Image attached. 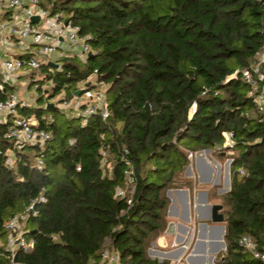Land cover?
Here are the masks:
<instances>
[{"label":"trees","instance_id":"1","mask_svg":"<svg viewBox=\"0 0 264 264\" xmlns=\"http://www.w3.org/2000/svg\"><path fill=\"white\" fill-rule=\"evenodd\" d=\"M44 4L50 15L60 13L58 18L78 26L90 50L84 60L70 54L57 60V68L40 66L43 80L51 84L44 91L54 96L65 90L71 98L95 73V80L106 85L108 116L102 120L93 114L82 125L77 114L61 112L64 116L51 115L46 122L44 111H56L55 103L52 108L48 103L18 107L19 115L34 113L38 128L52 132L43 144L20 147L0 123V264L97 263L105 244L119 252L117 264H169L149 257L147 249L166 227L167 189L192 186V180L181 177L188 152L205 149L220 159L228 151L231 159L229 189L220 198L225 251L216 264H264L238 242L247 235L264 253V108L259 110L249 96L252 86L241 73L252 70L257 53L264 51V0ZM259 68L264 73V62ZM256 86V92L264 88V77ZM4 89L0 99L13 87L6 83ZM224 131L233 134L231 147L222 148ZM8 148L16 155L11 169L4 165ZM124 149L136 177L130 205L128 191L115 196L116 189H130ZM39 155L43 166L37 170ZM41 194L46 202L37 201ZM32 201L37 214L22 228L32 247H17L12 254L5 249V221Z\"/></svg>","mask_w":264,"mask_h":264},{"label":"built area","instance_id":"2","mask_svg":"<svg viewBox=\"0 0 264 264\" xmlns=\"http://www.w3.org/2000/svg\"><path fill=\"white\" fill-rule=\"evenodd\" d=\"M0 11L2 18L0 19V42L3 47L17 46L20 54L29 52L28 58L16 56V54L8 53L6 49L1 54L0 59V91H4V85L14 81L18 73L29 74L34 71V80H38V70L42 65H49V62L57 63V60L65 55L75 54L81 60H84L90 52L86 39L88 36L78 34V26L71 25L69 22L64 23L63 19L52 17L49 11L41 4V0H0ZM32 16H38L36 22L42 21V27H38L36 22H31ZM44 20V22H43ZM13 39V40H12ZM12 40V41H11ZM33 46H37L33 49ZM19 54V53H18ZM39 56L40 61L35 57ZM258 62L252 70L244 69L241 71L243 78L251 84L248 94L252 97L259 110H263L264 88L260 92H256L257 80L264 77L263 71L259 65L264 62V51L257 53ZM236 70L230 77L235 76ZM93 78V79H92ZM86 82L94 84L95 88H89V85L79 96H74L73 106L78 109L77 115L81 117V124L87 123L89 116L99 113L102 120L108 116L107 102L104 92L106 85L101 81L95 80V73L90 75ZM65 106H68L67 100H63ZM29 106V103L21 98L14 89L6 94L4 99H0V123L6 124V137L14 140L16 147L23 144L34 145L43 144L52 138V132L38 128L39 119L34 114L19 115L18 107ZM195 111V103L188 110V117H191ZM45 119L46 117L43 116ZM52 117H47L46 122H51ZM223 144L222 148L231 147L233 143V134L229 131L222 132ZM74 139L69 140V143ZM219 150V149H218ZM128 150L124 149L122 160L127 166L124 174L126 183L130 189H116L115 196L123 197L127 191L130 196L127 198L128 205L132 202V196L135 192L136 177L132 162L125 156ZM197 152H188L187 157L191 161ZM199 153V152H198ZM104 155L105 152L103 151ZM15 151L8 148L4 151V165L7 168L15 167ZM231 161V159H230ZM43 166L42 157H36L34 167L40 170ZM79 168V167H78ZM38 202H46V197L41 194ZM37 214L35 202L32 201L23 212L14 215L5 221L4 228L7 232L5 249L12 254L17 247L28 251L33 244V240L26 241L22 237V229L25 220L30 216ZM239 244L247 248L254 257L264 261V253L259 252L251 238L243 235L238 240ZM120 256L117 250L111 249L107 244L99 251V260L97 263L90 261L89 264H117Z\"/></svg>","mask_w":264,"mask_h":264},{"label":"crops","instance_id":"3","mask_svg":"<svg viewBox=\"0 0 264 264\" xmlns=\"http://www.w3.org/2000/svg\"><path fill=\"white\" fill-rule=\"evenodd\" d=\"M2 14L3 13L0 11V19L3 17ZM3 47L0 42V59L1 54H3L1 53ZM15 47L17 46L6 47V49L10 52V50L12 51V48L14 49ZM20 76H22V74L18 73L15 80L10 81L9 85L12 86L13 89L14 83ZM209 151L210 149L199 151L191 160L192 162L190 161L192 165L191 169L194 173L192 188L172 187L167 189L169 193L166 191L170 201L166 213L167 222H176L180 227L176 231L177 240L175 244L169 246V248H167L168 246H158L156 244L157 238L152 241L154 246L157 245L160 248V251L152 248L149 251L156 255L158 254L160 256L159 258H166L169 261L171 259L175 261L184 260L183 264H208L209 256L213 255L215 258L214 254L221 249L218 248L217 244L218 240L220 241L218 238V228L212 222L208 223V218L206 216V205L213 204L218 199L217 192L213 191L210 193V188L218 187L219 189L221 184V169L219 163L212 156L211 151ZM188 170L189 168L187 166L185 175H187ZM228 189L229 187L227 190L221 189L219 192L224 193L228 191ZM198 205L199 207L197 208ZM181 226L183 227L182 229ZM165 241H170L169 236H165ZM165 251H169L167 257L162 254ZM190 254H192V257L188 259Z\"/></svg>","mask_w":264,"mask_h":264},{"label":"rangeland","instance_id":"4","mask_svg":"<svg viewBox=\"0 0 264 264\" xmlns=\"http://www.w3.org/2000/svg\"><path fill=\"white\" fill-rule=\"evenodd\" d=\"M41 4L49 11V7L48 5L44 4V0H41ZM60 13H56V14H53L52 17H57ZM64 17L65 15L62 14ZM44 22V20H43ZM38 27H42V21L40 22H36V24ZM13 40V39H12ZM11 40V41H12ZM33 49H36L37 46H33L32 47ZM6 49V47H3L2 50L4 51ZM7 51V49H6ZM19 51L23 52L22 50H20L18 47H15L14 49L12 48V51L10 50V52L8 53H20ZM2 53V52H1ZM39 61H40V57L39 56H35ZM38 81L35 82V83H32L31 81H35L34 80V76L31 78L29 76V74H22V76H20L18 78V80L14 83V90L18 92L19 96L21 98H24L30 106L32 107H42L44 105V107L46 106V103H51V104H54L55 103V107H56V111L52 110V111H44V115H49V117H51V115H54V117H62L65 115H73V114H77L78 113V109H76L74 106H73V103L75 101V97H66V91L63 90L60 94L58 95H54V96H48V94H46V92L44 91L45 89H50V82L49 81H46V80H43L46 72L42 71V70H38ZM17 76V75H16ZM93 79V78H92ZM31 82V83H30ZM37 86H40V89H37ZM38 98H41V100H37ZM63 98H66L67 99V102H68V106H65L64 103H63ZM64 114H62V113ZM211 151V154L212 156L218 161L219 163V166H220V188L218 189V187H213V188H210V193L211 192H217V200L215 203H221V194L222 192H219L222 190H227V188L229 187V165H230V158L228 157V154L229 152L226 151V152H222L221 154L224 156L223 159H220L216 156L215 152L213 150H210ZM209 151V152H210ZM199 152V151H198ZM197 152V154H198ZM30 153H32V150L30 151ZM192 162V161H191ZM191 162H189V165H188V172H187V175H185V170L182 172L181 174V177L182 179L183 178H186V179H190L192 180L194 178V173L192 171V165H191ZM187 168V167H186ZM185 168V169H186ZM181 181H178V184H180ZM192 184V183H191ZM183 185V184H181ZM181 185H178V186H181ZM180 188V187H178ZM192 188V186H191ZM167 195V193H166ZM224 225V224H223ZM24 228V224L23 225H20V229ZM155 239L151 240L150 243H149V247L147 249V254L149 257L151 258H157L159 259V255L157 254H154L152 252H150L149 250L152 248V249H156L158 251H160V248L157 246V245H153L152 244V241H154ZM175 244V243H173ZM169 245L168 244V247L169 248ZM225 251V248H221L219 252L215 253V258L213 259V262L217 263L218 261V254L220 253H223ZM166 259V258H164ZM168 260V259H167ZM184 263V260H181V261H175V264H183Z\"/></svg>","mask_w":264,"mask_h":264},{"label":"water","instance_id":"5","mask_svg":"<svg viewBox=\"0 0 264 264\" xmlns=\"http://www.w3.org/2000/svg\"><path fill=\"white\" fill-rule=\"evenodd\" d=\"M38 20V16H32L31 17V22H36ZM65 24L68 23V21H64ZM49 65L54 67V68H57L58 67V63H54V62H49ZM89 85V82H86L84 84V86H81L79 87L74 93L73 95L74 96H79L83 91L84 89ZM48 108H52L53 107V104L49 103L47 105ZM205 150H209V149H205ZM202 155V154H200ZM167 193H169V191H167ZM199 207V205L197 206V208ZM222 208H223V205L221 203H213V204H207L206 205V211H207V218H210L211 222L217 227V228H220L219 230V233H218V238H220V241L218 240L217 244H218V248L220 249L221 246L223 248H225V242L223 240V235H224V232H225V226L222 224V222L224 221V213L222 211ZM199 210V209H198ZM180 227L179 224H177L176 222H173V221H169L167 222L166 224V227L163 231V233L157 237L156 239V244L160 247H163V246H168L169 245H173V243L176 242V237H177V229ZM212 227V226H211ZM165 236H169V242H166L165 241ZM173 238V239H172ZM153 244V242H152ZM218 249V250H219ZM194 252V251H193ZM165 254L169 253V251H165L163 252ZM193 254V253H192ZM192 254H190L188 256V259H190L192 257ZM167 257V255L165 256ZM169 258V257H168ZM213 255H210L209 256V259H208V264H215L213 262ZM221 259H223V257H221ZM159 261H162L163 259L162 258H159L158 259ZM169 264H175V260L171 259L170 260V263Z\"/></svg>","mask_w":264,"mask_h":264},{"label":"bare ground","instance_id":"6","mask_svg":"<svg viewBox=\"0 0 264 264\" xmlns=\"http://www.w3.org/2000/svg\"><path fill=\"white\" fill-rule=\"evenodd\" d=\"M207 216V215H206ZM183 227L181 226V229H182ZM220 230V228H218V231ZM220 239V238H219ZM221 248H223L222 246H221ZM164 256H166L167 254H165V253H162Z\"/></svg>","mask_w":264,"mask_h":264},{"label":"flooded vegetation","instance_id":"7","mask_svg":"<svg viewBox=\"0 0 264 264\" xmlns=\"http://www.w3.org/2000/svg\"><path fill=\"white\" fill-rule=\"evenodd\" d=\"M207 222H208V223H211V220H210V218H208V219H207ZM199 223H201V222H199Z\"/></svg>","mask_w":264,"mask_h":264}]
</instances>
